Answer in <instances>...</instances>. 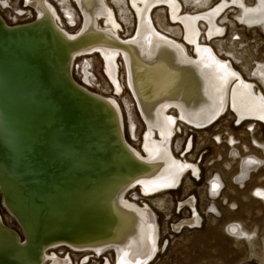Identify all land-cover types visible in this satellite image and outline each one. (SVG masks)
Here are the masks:
<instances>
[{"label":"bare ground","instance_id":"obj_1","mask_svg":"<svg viewBox=\"0 0 264 264\" xmlns=\"http://www.w3.org/2000/svg\"><path fill=\"white\" fill-rule=\"evenodd\" d=\"M109 1L61 0L53 4L49 0H0V8L10 11L9 19L14 22L27 18V14L32 15L28 22L8 24L0 13L5 25L16 27L37 19L50 26L59 45L66 51L64 59H70L67 65L71 79L88 94L103 100L114 112V123L120 130H114L117 134L113 137L118 138V131L120 135L122 132L129 163L126 164L132 168L129 178L117 174L93 184L95 187L85 182L69 207L60 214L50 212V216H57L59 223L65 224L66 221L61 219L66 216L71 219L86 217L83 205H91L93 219L87 233H92L94 240H86L85 230L77 231L76 236H84L80 237V242L49 241L38 254L29 257L24 255L26 241L23 240L25 237L31 239L35 233L36 213L21 209L11 184L0 175V205L18 227L17 231L6 225L0 214V251L8 252L21 264H73L70 254L59 253L58 249L72 250L73 255H86L79 264L87 261L89 254L98 258L108 252L112 264H149L160 251V235L157 213L147 201L161 193L177 191L182 178L183 183H190L191 178L186 174L189 170L193 174L197 172L192 154L186 153L192 145L189 142L185 145L188 134L185 137L183 134L187 128L207 129L226 113L232 114L238 124L264 123V94L256 85H264V57L252 65L248 72L252 80H247L229 59H222L216 53L218 45L212 46V40L218 39L213 42L215 44L225 34L219 17L225 8L234 7V3L220 0L208 9L190 13L183 11L182 3L187 0H126L133 13L134 25L130 36L124 38L123 26ZM120 1L114 0L115 4ZM119 5L118 10H122ZM263 20V6L256 9L243 7L241 24L257 26ZM167 21L178 27L169 26ZM162 30L179 33V40ZM233 44H228L230 54ZM90 54L100 58L97 60L101 75L110 94L91 90L94 75L90 71V62L83 61L80 67L77 64V58ZM77 68L79 81L73 76ZM123 93H126L124 116L117 98ZM176 141H179L178 148L174 146ZM183 147L185 154L181 157L178 153ZM229 156L238 158L235 181L232 179L238 185L263 164L255 154L240 157L233 147ZM209 185L213 189L210 195L216 196L221 187L218 177H212ZM92 186L97 192L91 195L90 201L87 196ZM253 189L264 194L262 185ZM133 191L138 202L129 195ZM187 195L177 203L176 209L183 210L185 218L170 225L174 233L201 226L196 200ZM212 211L216 212L215 209ZM121 223L123 227L116 236L119 240L115 243L104 240H111L108 236L104 238L106 229H114ZM225 226L227 233L235 238L250 237L251 233L238 221ZM47 232L40 231L32 239L31 246H40L50 235ZM105 264H109L107 259Z\"/></svg>","mask_w":264,"mask_h":264},{"label":"water","instance_id":"obj_2","mask_svg":"<svg viewBox=\"0 0 264 264\" xmlns=\"http://www.w3.org/2000/svg\"><path fill=\"white\" fill-rule=\"evenodd\" d=\"M65 53L44 21L10 27L0 18V175L11 184L21 209L36 213L35 233L23 240L26 257L49 241L80 242L84 236L75 233L91 229L89 204L83 205L86 217L66 216L61 219L65 224L50 216L69 207L85 182L95 185L132 174L122 132L119 139L113 137L120 130L114 112L71 79ZM122 227L107 228L104 238L111 240H104L117 242ZM42 230L50 235L34 248L31 241ZM85 236L94 240L92 233ZM0 264L21 263L0 251Z\"/></svg>","mask_w":264,"mask_h":264},{"label":"rangeland","instance_id":"obj_3","mask_svg":"<svg viewBox=\"0 0 264 264\" xmlns=\"http://www.w3.org/2000/svg\"><path fill=\"white\" fill-rule=\"evenodd\" d=\"M49 1L54 4L61 0ZM180 1L183 2L182 0ZM218 1L220 0H187V2L182 3L183 11L190 13L203 11ZM109 3L114 7L118 21L123 26L122 36L124 38L130 36L134 25V17L126 0H122L118 4H115L114 0H110ZM118 5L123 9L118 10ZM161 9L163 10V8ZM9 12L0 8V13L8 24L28 22L32 19V15L27 14V18L14 22L9 19ZM218 21L225 26L226 33L222 38H219L221 39L219 42L213 44L218 39L212 40V46L218 45L219 50L215 49L216 53L222 59H229L234 67L243 73L247 80H250L251 77L248 76V72L252 65L255 62H261L264 57V27L261 24H258L254 28L247 27L239 23L235 13L230 11L224 16H220ZM167 23L171 27L176 26L170 24L168 21ZM165 33L179 40V33H172L168 30ZM234 33H237V35ZM236 37L239 40H234ZM231 42L234 43V48L231 49L233 53L230 54L227 49L228 44ZM97 58L100 59L95 54L82 56L77 58V64L80 67L83 61L90 62V71L94 75L92 80L93 88L91 90L96 93H100V90H102L106 94H110V90L104 84ZM78 68L73 71L76 81H79ZM121 73H119V78L122 81ZM256 85L264 94V85ZM125 97L126 93L117 97L123 111V116L126 109L124 105ZM255 125V132L253 128L252 134H248L247 132L246 134L244 132L245 127L252 126V122L248 121L237 125L234 116L226 113L207 129L196 131L187 128L183 137L186 134L192 135V159H195L201 173L198 180L190 179V183L185 181L179 190H175V193L160 194L147 201L157 213L160 235V251L149 264H264V202L251 199L248 193L252 186H264V123L261 124L256 121ZM219 134L222 138H226L225 142L227 146L224 143L216 144L213 142L214 139L212 137L214 136L221 143L222 139ZM229 139L233 140L232 147L239 150L240 157L255 154L263 160V164L259 165L257 170L251 171L250 175L241 185L235 184L232 180V176L237 171L238 158L233 159L229 156ZM235 140L238 142L237 146ZM253 143L258 149L251 150V144ZM174 146L178 148V141L175 142ZM199 156H201L200 162H198ZM210 174H218L223 182L221 195L209 201L216 210L212 214L206 208L208 199L206 200L204 193V183ZM187 194L196 198V207L201 216V226L199 228H183L179 232L174 233L170 225L181 218H185V212L183 210H174L171 199L174 197V201L179 202V199ZM129 195L134 201L138 202L134 191ZM0 214L6 225L18 231L15 222L10 220L1 205ZM237 221L243 229L251 233L250 237L235 238L227 233L225 225L229 222ZM56 251L59 253L65 252V255L69 253L73 264H76L77 261L80 263L82 258L86 256L82 255V253L73 255L70 251H65V249H58ZM106 259L109 261V264H112L110 252L98 258H92L91 254L89 260L82 264H105Z\"/></svg>","mask_w":264,"mask_h":264},{"label":"flooded vegetation","instance_id":"obj_4","mask_svg":"<svg viewBox=\"0 0 264 264\" xmlns=\"http://www.w3.org/2000/svg\"><path fill=\"white\" fill-rule=\"evenodd\" d=\"M226 2H229V3H234L235 4V6L233 7V6H229V7H227V8H225L224 9V11H223V13L221 14V16H224L227 12H234L235 13V16H236V18H237V21L240 23V18L242 17V14H243V7H245L246 9H248V8H250V9H256V8H258V7H260V6H263L264 7V0H251V1H247V0H225ZM219 20V19H218ZM219 24H220V22H219ZM259 24H261L263 27H264V20L262 21V22H260ZM221 25H223V24H221ZM243 25H245V26H247V27H250V28H254V27H256V26H251V25H246V24H243ZM224 26V25H223ZM224 29H225V26H224ZM225 33H226V29H225ZM237 34V33H236ZM192 129H194V128H192ZM194 130H197V129H194ZM229 141V143H233V140L232 139H229L228 140ZM178 144H179V141H178ZM233 146V145H232ZM232 146H230V148L228 149V152L231 150V148H232ZM183 149H184V147H183ZM192 149H193V145H192ZM192 149L191 150H189V151H187L186 153H191V151H192ZM235 151H237L238 152V154H239V156H240V152H239V150L237 149V148H235ZM245 161V160H244ZM247 161V160H246ZM215 176H217L218 177V179H219V181H220V186L222 187V185H223V182H222V179L218 176V174H210L207 178H206V182L204 183V189H205V191H208V187H209V180L213 177H215ZM234 177H235V175H233L232 176V179L234 180ZM247 179V178H246ZM245 179V180H246ZM244 180V181H245ZM235 181V180H234ZM182 183H183V178H182V181H181V184H180V187H179V189L182 187ZM178 189V190H179ZM219 192V191H218ZM217 192V194H216V196H220L221 195V192H219L218 193ZM165 193H168V194H173V193H175V191H172V192H165ZM165 193H163V194H165ZM162 194V193H161ZM160 195V194H159ZM190 194H188L187 195V197L189 196ZM216 196H211V198H215ZM205 198H206V196H205ZM185 199V198H184ZM184 199H179L180 201H183ZM171 201L173 202V209L174 210H176V208H177V201L175 202L174 201V197L171 199ZM171 201H170V203H171ZM179 201V202H180ZM209 201H212V200H209ZM208 201V205H212V203H210ZM210 203V204H209ZM196 205V204H195ZM183 208H186V207H183ZM182 208V209H183ZM197 208V207H196ZM211 208V207H210ZM210 210H214V208L212 207ZM212 214V213H211ZM190 215V211H189V213H188V216ZM68 249V248H67ZM69 250V249H68ZM71 253H73L74 251H72V250H69ZM91 255V254H90ZM93 257H95L94 255H92ZM88 260H89V258H88ZM76 264H79V262H77Z\"/></svg>","mask_w":264,"mask_h":264},{"label":"built area","instance_id":"obj_5","mask_svg":"<svg viewBox=\"0 0 264 264\" xmlns=\"http://www.w3.org/2000/svg\"><path fill=\"white\" fill-rule=\"evenodd\" d=\"M23 5V3L21 4V6ZM32 20V19H31ZM24 23V22H23ZM13 24V23H12ZM233 39V38H232ZM234 40H239V38L238 37H236V38H234ZM235 64V63H234ZM235 120V119H234ZM235 122H236V120H235ZM255 123L256 122H252V126H246L245 127V130H244V132L246 133H248V134H252V130H253V128H254V132H255ZM240 124V123H239ZM238 123H237V125H239ZM261 124H263V122H261ZM246 133V134H247ZM220 135V134H219ZM220 137H221V139H222V141H221V143L217 140V139H215V137L213 136L212 138L214 139V143H216V144H226V142H225V140H226V138L224 137V138H222V136L220 135ZM192 143V145H193V139H192V135H189L188 134V137H187V139H186V143H185V145L187 144V143ZM235 143H236V146H237V144H238V142L235 140ZM192 145L190 146V149L189 150H191L192 149ZM252 145V147H251V150L252 149H258V147H256L255 146V144L253 143V144H251ZM226 146H227V144H226ZM228 149H229V146H228ZM254 153V152H253ZM185 154V149H183L180 153H178V155L179 156H183ZM236 159V158H235ZM193 161H194V163H195V165H196V168H197V172H196V174H193L192 172H191V170H189L186 174L188 175V177H190L191 178V180H198L199 179V176H200V173H201V170H200V168H199V166L197 165V163L195 162V159H192ZM201 161V156H199L198 157V162H200ZM258 168V167H257ZM257 168L256 169H254V170H257ZM238 185V184H237ZM255 186H252L250 189H249V195H250V197H251V199H253V200H255V201H263L264 200V194H260L256 189H253ZM222 188H223V186L222 187H220L219 188V192H221L222 191ZM205 190V189H204ZM211 191H213V189H212V187L209 185V188H208V191H204V193H205V196H206V200L208 199V201L209 200H214V199H216L218 196H216L215 198H211V195H210V193H211ZM188 197H192V198H194L195 200H196V198L194 197V196H188ZM187 197V198H188ZM195 204H196V202H195ZM209 206L210 205H207V207L206 208H208L209 209V212L210 213H214L212 210H210V208H209ZM213 206V205H212ZM214 207V206H213ZM215 209V208H214ZM177 211H179L178 209H176Z\"/></svg>","mask_w":264,"mask_h":264}]
</instances>
